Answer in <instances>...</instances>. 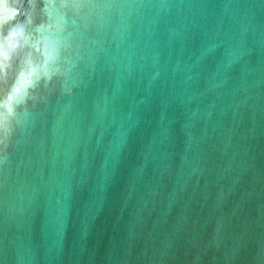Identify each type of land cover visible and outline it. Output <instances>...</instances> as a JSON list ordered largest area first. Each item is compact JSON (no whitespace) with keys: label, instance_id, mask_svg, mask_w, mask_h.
I'll list each match as a JSON object with an SVG mask.
<instances>
[{"label":"water","instance_id":"obj_1","mask_svg":"<svg viewBox=\"0 0 264 264\" xmlns=\"http://www.w3.org/2000/svg\"><path fill=\"white\" fill-rule=\"evenodd\" d=\"M0 264H264V0H0Z\"/></svg>","mask_w":264,"mask_h":264}]
</instances>
